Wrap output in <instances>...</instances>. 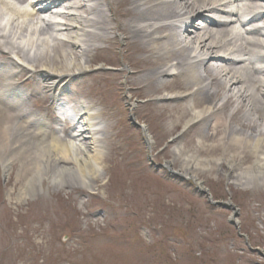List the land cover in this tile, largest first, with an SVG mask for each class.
I'll return each mask as SVG.
<instances>
[{
  "label": "bare ground",
  "instance_id": "obj_1",
  "mask_svg": "<svg viewBox=\"0 0 264 264\" xmlns=\"http://www.w3.org/2000/svg\"><path fill=\"white\" fill-rule=\"evenodd\" d=\"M118 36L136 68L130 92L156 96L162 104L154 109L169 115L173 130L199 125V149L219 148V157L201 158L177 145L180 173L204 191L192 171L219 163L235 185L264 188V0H0V164L5 176L20 164L18 200L43 179L86 185L100 177L109 142L100 136L109 127L99 130L98 120L112 110L100 105L95 84L105 87L121 72L93 74L89 102L86 92L79 101L60 97L69 91L61 83L99 61L114 66ZM37 74L43 97L67 101L70 111L27 105L39 94ZM28 82L27 91L19 88Z\"/></svg>",
  "mask_w": 264,
  "mask_h": 264
},
{
  "label": "rangeland",
  "instance_id": "obj_2",
  "mask_svg": "<svg viewBox=\"0 0 264 264\" xmlns=\"http://www.w3.org/2000/svg\"><path fill=\"white\" fill-rule=\"evenodd\" d=\"M117 43L114 66L99 61L61 83L69 91L60 97L79 101L86 92L89 102L93 74L121 72L105 87L103 81L95 84L100 105L112 110L98 120L99 130L109 127L100 136L109 138L102 143L100 177L86 185L43 179L38 190L28 187L18 200L25 186L17 180L20 164L15 162L10 176L0 164V264H264V188L235 185L219 172V163L197 167L192 173L212 199L230 202L235 209L211 204L180 173L182 161L174 160V152L183 144L185 152L201 158L219 157V148L214 153L199 149V125L173 130L169 115L154 109L162 104L156 96L145 89L139 96L130 92L127 82L136 68L124 60L121 36ZM37 82L39 94L27 99L32 110L54 104L50 93L43 97V84ZM35 98L43 104L35 105ZM42 116L48 118V113Z\"/></svg>",
  "mask_w": 264,
  "mask_h": 264
},
{
  "label": "water",
  "instance_id": "obj_3",
  "mask_svg": "<svg viewBox=\"0 0 264 264\" xmlns=\"http://www.w3.org/2000/svg\"><path fill=\"white\" fill-rule=\"evenodd\" d=\"M219 205V204H218Z\"/></svg>",
  "mask_w": 264,
  "mask_h": 264
}]
</instances>
